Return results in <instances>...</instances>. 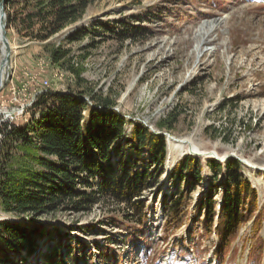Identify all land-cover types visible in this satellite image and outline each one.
Here are the masks:
<instances>
[{
    "label": "rangeland",
    "instance_id": "374dc122",
    "mask_svg": "<svg viewBox=\"0 0 264 264\" xmlns=\"http://www.w3.org/2000/svg\"><path fill=\"white\" fill-rule=\"evenodd\" d=\"M119 20L125 26L147 27L146 37H107L93 30L79 42L66 41L80 27L91 30L98 23ZM6 35L12 50L0 91V110L12 118L0 117V130L24 126L39 93L64 94L77 89L72 73L51 63L47 43L69 49L75 67L83 69L81 77L90 84L88 88L114 99L113 110L126 120L122 137L113 144L120 153L111 157L112 162L131 161L144 169L150 157L146 150L137 155L129 144L130 121L157 133L161 119L174 118L166 136L165 161L155 169L149 166L156 182L139 197L145 204L150 232L143 243L148 245L146 259L165 264L173 254L181 261L183 254L195 252L194 244L199 241L200 260L214 264L217 240L200 238L204 214L199 200L212 197L217 202L215 210L219 209L221 188L210 184L206 160L227 157L243 165V177L257 192L258 209L241 228L226 261L246 264L254 243L252 223L264 208V0H90L75 24L45 43L25 41L12 28H6ZM85 54L86 59L78 61ZM189 148L216 158L189 154ZM186 156L202 158L199 181L188 175L182 180L172 178L174 167ZM190 184L194 189L186 201L187 212L180 214L181 224L165 231L163 204ZM118 211L103 201L87 212L58 211L28 219L6 214L0 207V222L52 228L49 236L37 241L39 253H22L28 264L39 263L54 249L65 254L68 264H98L87 258V250L93 257V244L106 240L113 241L123 264H145L140 262V236L132 239L131 230L113 225L114 220L124 221ZM259 232L264 241V220ZM75 238L87 250L78 249ZM8 258L18 262L12 253Z\"/></svg>",
    "mask_w": 264,
    "mask_h": 264
},
{
    "label": "trees",
    "instance_id": "16d2710c",
    "mask_svg": "<svg viewBox=\"0 0 264 264\" xmlns=\"http://www.w3.org/2000/svg\"><path fill=\"white\" fill-rule=\"evenodd\" d=\"M90 0H6V28H12L25 41L45 43L53 36L75 24L84 14ZM148 20V19H147ZM90 30L80 27L67 37L68 42H79L93 30L107 37H146L144 26H125L122 21L98 23ZM129 35V36H128ZM51 63L67 69L76 80V90L59 94L39 93L31 104V113L22 127L4 126L0 130V207L6 214L26 216L32 219L53 212H87L100 202L106 201L119 208L123 222L114 220L113 225L131 230L130 237L137 240L140 262L154 264L146 259L149 239L145 204L139 197L156 182V176L149 172L163 164L166 157V136L174 118L165 117L156 126L157 133L143 124L130 121L132 129L129 144L139 155L146 150L150 164L139 170L131 161L111 160L120 153L113 144L124 132L125 118L113 108L115 100L108 95L101 96L88 88L82 77V67H75L70 50L61 45L47 43ZM87 54L80 60H85ZM87 94V95H86ZM85 99H89L90 106ZM202 158L186 156L171 172L172 178L182 180L185 175L201 179ZM206 167L210 171L208 180L213 186H220L219 209L212 197L199 200L203 210L201 222L202 240L216 238L213 251L214 264H226L232 244L239 232L258 209L257 192L243 177V165L236 159L224 163L209 158ZM220 176L222 177L221 180ZM194 189L190 184L182 192L163 204L166 213L165 231L178 229L181 213L187 212L186 201ZM216 217V219H214ZM264 220V208L252 223L253 245L247 253L246 264H261L264 241L259 236ZM21 226L9 221L0 222V264H28L22 257L38 251L37 241L49 236L52 228ZM86 232V228H80ZM57 237L59 234H56ZM129 237V238H130ZM77 248L87 250L78 238ZM94 256L87 250V258L98 264H123L115 250L113 241L93 244ZM195 252L183 254L182 260L171 254L165 264H205L200 260L199 241L194 244ZM18 257V263L8 254ZM195 255V256H194ZM90 263V262H89ZM36 264H68L65 254L56 249L46 252ZM76 264V263H75ZM92 264V263H90Z\"/></svg>",
    "mask_w": 264,
    "mask_h": 264
},
{
    "label": "water",
    "instance_id": "95a60500",
    "mask_svg": "<svg viewBox=\"0 0 264 264\" xmlns=\"http://www.w3.org/2000/svg\"><path fill=\"white\" fill-rule=\"evenodd\" d=\"M5 4H6V0H0V26L2 29V33H1V40L5 46V58H4V62L6 64L10 63V54H11V47H10V42L7 38L6 35V9H5ZM0 91H1V87H0ZM186 143V142H183ZM189 154H194L197 156H212L215 157L214 154H202V153H198L195 151H192L191 149L189 150ZM216 158V157H215ZM217 161L220 162H224L225 160H227V157H224L222 159L216 158Z\"/></svg>",
    "mask_w": 264,
    "mask_h": 264
},
{
    "label": "bare ground",
    "instance_id": "6f19581e",
    "mask_svg": "<svg viewBox=\"0 0 264 264\" xmlns=\"http://www.w3.org/2000/svg\"><path fill=\"white\" fill-rule=\"evenodd\" d=\"M1 33H2V29L0 26V87L2 88L6 82V79L8 76V69L10 68V65L6 64L4 62V58H5L6 54H5V46L1 40ZM15 113H17V112H15ZM0 117H4V119H11L12 118L8 112L2 111V110H0ZM178 142L181 144H186V143H183L184 141H181V140ZM189 150H190V148H189Z\"/></svg>",
    "mask_w": 264,
    "mask_h": 264
}]
</instances>
